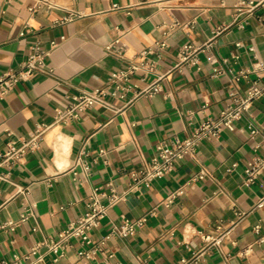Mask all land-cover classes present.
<instances>
[{"label": "crops", "instance_id": "1", "mask_svg": "<svg viewBox=\"0 0 264 264\" xmlns=\"http://www.w3.org/2000/svg\"><path fill=\"white\" fill-rule=\"evenodd\" d=\"M115 1L122 7H112ZM237 1L44 0L32 11L39 0H0V75L19 67L36 43L50 49V71L22 79L0 97V160L10 139L19 142L38 122L53 121L54 108L66 105L70 94L109 85L110 75L141 49L163 37L168 41L149 54L155 66L148 74H133L125 96L107 94L113 107L95 104L80 118L55 122L22 162L0 164L9 175L0 177V262L28 263L24 253L56 238L86 211L90 192L96 186L110 190L111 181L125 196L92 229L96 249L80 258L74 237L55 264H181L182 258L264 264V204H258L264 171L253 181L245 171L253 155L264 153V92L252 105L260 128L254 136L243 116L177 159L170 173L132 185V172L147 165L160 139L190 135L232 101V89L245 90L253 79L264 82V0H253L257 7L242 14ZM69 13L73 18L63 20ZM117 37L125 44L124 58L107 49ZM211 38L213 45L199 52V65L172 69L181 45ZM240 70L246 75L236 79ZM160 74L162 91L135 96ZM201 170L205 175L193 178ZM179 187L183 192L170 198ZM28 206L33 213L22 219ZM124 217L145 219L127 235L111 233ZM8 219L16 221L13 229L1 226ZM228 228L220 245L203 248L200 231ZM55 256L46 251L41 264Z\"/></svg>", "mask_w": 264, "mask_h": 264}, {"label": "built area", "instance_id": "2", "mask_svg": "<svg viewBox=\"0 0 264 264\" xmlns=\"http://www.w3.org/2000/svg\"><path fill=\"white\" fill-rule=\"evenodd\" d=\"M41 1L44 0H39L36 5H32L29 8L32 11L36 10ZM258 4V2L253 0H238L236 2V9L239 14L251 12ZM112 7L119 8L122 7V5L115 1L112 3ZM73 16L74 13H69L64 16L63 20H69L73 18ZM245 22H247V20ZM21 33H24V31H21ZM167 33L168 30L164 31L165 36ZM213 42L214 39L211 38L202 44H194L192 42L184 43L179 47L175 55L172 69L183 65H199V52L210 48L213 45ZM53 44H55V42H53ZM167 44V38L163 37L156 40L154 45L141 49L135 59L129 60L126 65L119 67L110 75L109 85L83 89L80 92L70 94L69 102L66 105H57L54 108L53 121L38 122L31 129L30 134L21 137L19 142L16 139H10L7 142L6 148L1 153L0 164L10 168L14 164L22 162L30 151H34L39 147L45 132L55 122L80 118L86 109L95 104L113 107L107 94L125 96L127 89L131 86L129 80L137 70H143L145 74H148V72L154 68L155 60L149 57V54L155 52L156 47H165ZM107 49L113 50V52L120 58L126 57L125 44L121 41L120 37L110 41L107 44ZM49 53L50 49L44 48L40 43H36L33 45V50L28 55L27 59L22 62L19 67H10L3 71L0 75V97H5L22 79L29 78L36 72L45 73L50 71L46 60ZM257 67L261 68V65H257L255 68ZM246 72L247 71L240 70L235 73L234 77L240 79L243 75H246ZM163 76L164 74H160L155 80L140 88L135 96L141 94L152 95L162 91L164 87L159 80ZM263 92L264 82H260L258 79H253L245 90H240L238 88L232 89L230 91L232 101L220 111L219 115L208 117L203 120L190 135L184 137L174 135L169 140L160 139L156 144V151L148 161L147 165L139 169L137 172H132V185H148L153 178L170 173L174 169L177 159L188 153H195L199 143L204 138L219 136L225 127L241 119L243 116H247V125L250 129L251 136H254L260 128L254 121L252 105L254 100ZM132 100L133 99H131V101ZM11 132V130H8V133ZM78 161L82 163L85 168H89V163L83 159L82 156H79ZM232 166L228 168L231 169ZM245 171L249 180H255L259 174L264 171V153H256L253 155V157L247 161ZM204 175L205 171L201 170L200 173L193 178L203 177ZM8 176L7 171L0 172L1 178L9 180ZM108 184L111 188L110 190L102 188V186H96L90 192L86 202V211L76 219L72 220L65 228L61 229L56 238L45 239L44 241L38 242L33 245L29 251L24 253L23 257L30 259V261L25 264H41L45 262L46 251L50 250L56 252V256L52 261L48 262V264H55V262L64 255L66 249L70 246L71 239L74 237L78 238L80 241V246L77 249L78 256L80 258L89 256L90 253L96 249L91 235L92 229L100 223L101 219L107 214L108 209L125 196V192L117 191L111 181L108 182ZM183 190V187H179L173 191L169 197L172 198L183 192ZM258 204H264V195L261 197ZM237 212L242 213L240 210ZM32 213V206L26 207V211L22 214V219L27 218L29 214ZM144 219L145 217L136 220L131 219L130 217H124L121 223L116 225L111 233L127 235L134 232L137 225L142 223ZM15 223L16 221L14 219H8L4 221L1 226L13 229ZM219 227L220 225H218L217 228ZM258 227L259 225H256V228ZM229 230L230 229L228 228L216 234L200 231L201 238L205 242L203 248L206 249L212 244L220 245ZM42 245H47V250L42 251ZM19 257L20 255L16 253L14 254L15 259H18ZM181 261V264H194L193 262H195L196 259L182 258ZM0 264H6V261L2 260Z\"/></svg>", "mask_w": 264, "mask_h": 264}]
</instances>
